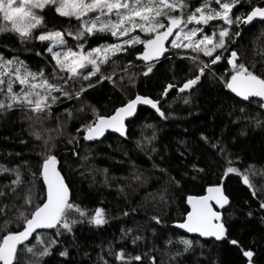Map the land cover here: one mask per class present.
Masks as SVG:
<instances>
[{
  "label": "trees",
  "instance_id": "obj_1",
  "mask_svg": "<svg viewBox=\"0 0 264 264\" xmlns=\"http://www.w3.org/2000/svg\"><path fill=\"white\" fill-rule=\"evenodd\" d=\"M192 3L195 4V0ZM256 3L257 0H252L253 5ZM246 8L249 5L245 0L236 11L243 12ZM45 16L49 29L62 30L71 27L74 30L76 27L74 19L70 24L68 18L60 17L54 11H46ZM208 31L210 33L212 30ZM65 39L76 50L77 42L67 35ZM237 39L238 49L247 62L255 60L264 63V24L254 22L248 27L243 26L242 37ZM115 41L111 37L105 40L89 37L85 48ZM47 43L32 41L22 44L13 37L0 36V54L7 59L18 58L33 72L45 69L50 75L54 61H51L50 54L43 51ZM184 51L181 50L179 54L176 50L166 53L148 76L143 75L145 68L138 66L143 62L136 60V48L117 54L113 58L117 63L103 66L105 75L113 71L117 73L113 77L117 86L114 87L105 80L88 89L80 100L61 97L62 103L53 106L51 117L44 120L43 125H33V121L28 119L30 114L20 108L0 113V163L10 168L28 160L35 166L38 159L36 154L42 151L44 145L43 141H37L30 133L34 128L41 129L45 138L49 135L54 138L49 147L52 143L55 144L53 151L59 160L58 167L70 186L72 199L90 210L102 207L109 216V222L102 227H95L86 221L74 225L72 233L58 237L60 243L46 258L45 264H99L100 255L109 260L110 264H117L108 255L109 243L114 250L124 248L132 255H142L143 264H151L149 256H155L157 264L161 261L167 264V257L162 254L164 241L170 236L175 239L177 235L183 234L177 230L175 224L183 218L187 208L185 198L188 195H203L209 184L220 185L229 197L230 204L222 211L227 238L222 241L202 240L183 234L199 240V244L194 245L192 252L178 258V264H248V258L243 256L242 249L253 252L252 264H264V209L259 207L260 201L264 200V117L260 118V126L248 119L232 123L236 115H241V107L247 108L249 116H255L257 112L264 110L259 109L256 104L249 106L247 103H238L239 99L223 87L218 77L225 75L226 69L230 67L227 64L228 54L220 65L202 77L200 84L192 92L178 96L172 91L167 96L160 107L168 115V119L160 118L150 109L141 108L136 117L126 124L127 136L124 138L107 135L102 141L92 144L82 141L68 143L78 135L77 128L91 119L90 106H95L101 114L107 115L136 94L160 100L168 83H182L198 74L190 60L181 59ZM37 52L41 55H37ZM129 60L133 62L131 67L128 66ZM125 67H128L127 74L121 71ZM121 75L125 76L122 82ZM129 76L132 77V82L129 81ZM93 83L95 84V79ZM79 86L77 83V90ZM185 99L188 103H185ZM82 106L87 108L84 113L79 111ZM234 107L237 111L229 117L228 113ZM65 108L72 111L73 119L68 118ZM146 124L154 125V129L145 128ZM49 129L52 131H47ZM153 130L156 132V139L151 144L143 141L144 146L138 147L137 141H142L143 136H151ZM201 133L210 137L213 142L217 138L221 139L232 154L231 158L235 162L233 166L241 171L250 164L257 166L256 173L250 176L258 190L257 195L253 196L252 191L242 183L237 174L224 175L223 158L218 151L200 140ZM81 137L82 134L79 141ZM153 147L156 148L155 153L151 152ZM237 156L240 157L239 161H236ZM194 163L205 169V172H193L191 166ZM154 164L167 169V175L160 172L159 168H154ZM21 170L25 181L30 179L23 166ZM137 173H143L144 182L131 179ZM168 175L179 180L180 186L170 184ZM194 175L197 176L195 180L192 179ZM125 177L128 179H124ZM14 178V174H0V189ZM121 187L123 192L120 191ZM26 191L27 188L22 186L19 189V200L14 196L4 199L3 203L8 208L5 209L7 215L0 216V230L5 228V220H11L9 227L17 230L18 213L13 201L22 203ZM161 194L164 196L163 200L160 198ZM124 212L129 214L124 216ZM249 212H252L251 216L248 215ZM152 216H158L162 222L157 224L150 219ZM122 228H132L134 234L144 236L146 242L134 246L131 235L121 240ZM51 231L39 232L49 234ZM230 240L238 241V245L230 244ZM153 246L161 251H150ZM65 249L68 255L61 257L59 252ZM144 253L148 255L144 256Z\"/></svg>",
  "mask_w": 264,
  "mask_h": 264
},
{
  "label": "snow or ice",
  "instance_id": "obj_2",
  "mask_svg": "<svg viewBox=\"0 0 264 264\" xmlns=\"http://www.w3.org/2000/svg\"><path fill=\"white\" fill-rule=\"evenodd\" d=\"M246 2L249 8L237 14V8L243 5L245 0H195V4L192 0H0V36L13 37L22 44L32 41L48 42L43 51L50 54L51 61H54L49 75L45 69L33 72L18 58L7 59L0 54V113L20 108L30 114L28 119L33 121V125H43L44 120L51 117L53 106L62 103L61 97L80 100L88 89L105 80L114 87L117 86V81L113 79L117 73L113 71L105 75L103 66L117 63L113 58L119 53H127L129 48H136V60L143 62L138 66L145 68L144 76L154 71L156 63L166 53L176 50L179 54L181 50H185L181 59L190 60L198 74L182 83H168L162 96H167L177 89L179 93L193 89L202 77L228 54L227 64L230 67L226 69L225 75L218 77L223 87L234 94L235 98H240L238 103H247L249 106L256 104L259 109L264 110V63L255 60L247 62L238 49L237 39L242 37L243 26H250L257 19L264 24V0H257L255 5L252 0ZM46 11H54L58 16L68 18L70 24L74 19L75 29L47 28ZM208 29L212 31L209 33ZM65 35L77 42L76 50L68 45ZM89 37L97 40L111 37L118 42L102 43L96 47L89 45L86 49L85 43H88ZM36 54L41 55L40 52ZM132 64L129 60L128 66L131 67ZM121 71L127 74L128 67ZM124 78L125 76L121 75L120 81ZM128 79L132 82L131 76ZM77 83L80 85L78 90ZM185 103H188L187 99ZM138 105L150 106L160 118L168 119V115L161 110L159 100L136 94L134 98L130 97L126 103L116 107L111 114H101L95 106H90L91 119L77 128L78 135L68 143H78L81 134L84 140L93 141L103 136L107 129L126 137V121L136 114ZM79 111L84 113L87 108L82 106ZM236 111L234 107L228 113L229 117L235 115ZM64 112L69 119L74 118L70 109L65 108ZM239 113L241 115H236L232 123L248 119L260 126V118L264 117V111L257 112L255 116L247 115L245 107L239 108ZM144 127L154 129L152 124H146ZM30 134L37 141H43L44 145L42 151L36 154L38 159L35 166L28 160L10 168L0 163V174L9 173L15 176L0 189V216L7 215L5 209L8 205L3 203L4 199L14 196L19 200V189L22 186L27 188L22 203L13 201L18 213L17 230L9 227L11 220H5V228L0 230V264H45L46 258L60 243L58 237L72 233L77 223L86 221L95 227H102L109 222L104 208L96 207L90 210L72 199L70 186L58 167L59 161L53 151L55 144L52 143L49 147L54 138L50 135L45 138L41 129L34 128ZM155 139L156 132L153 130L151 136H143L142 141H137V146L143 147V141L151 144ZM200 140L220 153L225 162V176L237 174L242 183L252 191L253 196L257 195L258 190L250 179V176L256 173V165L250 164L241 171L233 166L235 162L231 158L232 154L221 139L217 138L213 142L210 137L201 133ZM180 143L185 144L184 141ZM151 152L155 153L156 148H151ZM181 155L184 153L181 152ZM239 160L240 157L237 156L236 161ZM22 166L30 177L27 181L24 179ZM153 167L159 168L156 164ZM191 167L193 172H205V169L199 168L195 163ZM159 171L166 175L168 172L163 168H159ZM142 177L143 173H137L131 179L144 182ZM192 179H197V176H192ZM168 181L177 187L180 186V181L171 175H168ZM120 191H124L123 187ZM160 198L164 199L163 194ZM184 203L187 208L183 218L175 224L177 229L197 234L202 238H214L215 241L227 238V228L220 209H225L230 200L220 185L209 184L203 195H188ZM259 207L264 209V200L260 201ZM128 214L124 212L122 215ZM248 215L251 216L252 212ZM150 219L157 224L162 222L158 216H152ZM39 229L52 231L43 234L38 232ZM153 232L155 233V230ZM130 235L134 246L146 242V238L134 234L132 228L121 229V240ZM229 243L238 245L236 240H230ZM196 244H199V240L183 234L177 235L175 239L170 236L164 241L162 254L167 257V264H178V258L192 252ZM150 251L160 252L161 249L153 246ZM242 253L248 258V264H252L253 252L242 249ZM59 255L66 257L67 249L60 251ZM108 255L113 257L117 264H143L142 255H132L124 248L114 250L111 243L108 245ZM147 255L148 253H144V256ZM149 260L151 264H157L155 256H149ZM98 262L110 264L103 255L98 257ZM160 264H163V261Z\"/></svg>",
  "mask_w": 264,
  "mask_h": 264
},
{
  "label": "water",
  "instance_id": "obj_3",
  "mask_svg": "<svg viewBox=\"0 0 264 264\" xmlns=\"http://www.w3.org/2000/svg\"><path fill=\"white\" fill-rule=\"evenodd\" d=\"M254 22H259V20L257 19V20L254 21ZM254 22H253V23H254ZM253 23H252V24H253ZM252 24H251V25H252ZM245 27H248V26H245ZM225 55H226V54H225ZM220 63H221V61L218 62L217 65L213 66L212 69H213L214 67L220 65ZM199 84H200V82L198 83V85H199ZM198 85H197V86H198ZM197 86H194V88L191 89V90H186L184 93H179L178 89L175 90V91H173V92H176V94H177L178 96H182V95H184V94H188V93L192 92ZM233 95H234V94H233ZM167 96H168V95H167ZM167 96H162V97H161V99L159 100V101H160V105H161L163 102L166 101ZM238 99L240 100V98H238ZM141 108H147V109H150V110H152V111L155 112V110H153L150 106H147V105H138V106H137V112H138V110L141 109ZM137 112H136V114H135L133 117L127 119L126 124H127L130 120H132L133 118L136 117ZM155 113H156V112H155ZM156 114H157V113H156ZM157 115H158V114H157ZM107 135H113V136H116V137H118V138H124V137H125V136H121L119 133L113 131L112 129H107V130L105 131V133H104L103 136H101V137H99V138H97V139H95V140H93V141H86V140L83 139V137H81V140H80L78 143H80L81 141L84 142V143H86V144L96 143V142L102 141ZM57 158H58V157H57ZM58 161H59V160H58ZM226 207H227V205L225 206V208H226ZM223 210H224V209H220V211H223ZM41 230H45V229H39L38 232L41 231ZM177 230H179L180 232H182V233L185 234L186 236H192V237H196V238H198V239H202V240H214V238H202V237H198L197 234L186 233V232H184V231L181 230V229H177Z\"/></svg>",
  "mask_w": 264,
  "mask_h": 264
},
{
  "label": "rangeland",
  "instance_id": "obj_4",
  "mask_svg": "<svg viewBox=\"0 0 264 264\" xmlns=\"http://www.w3.org/2000/svg\"><path fill=\"white\" fill-rule=\"evenodd\" d=\"M241 12H237V14H240ZM141 35H143V34H141ZM115 39V38H114ZM115 42H118V41H115ZM169 46V48H170V45H168Z\"/></svg>",
  "mask_w": 264,
  "mask_h": 264
}]
</instances>
